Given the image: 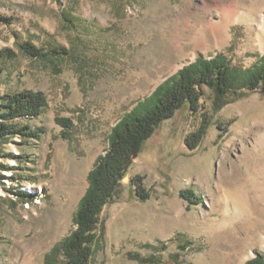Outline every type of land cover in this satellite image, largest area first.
<instances>
[{
    "label": "rangeland",
    "instance_id": "1",
    "mask_svg": "<svg viewBox=\"0 0 264 264\" xmlns=\"http://www.w3.org/2000/svg\"><path fill=\"white\" fill-rule=\"evenodd\" d=\"M64 9L75 19L68 28ZM255 13L264 15V0H0V17L9 19L0 20V49L17 54L0 60V105L3 95L23 89L48 98L40 116L18 120L44 126L40 140L0 141V264H43L73 229L88 173L113 125L165 78L200 54L223 52L244 68L258 61L264 40L248 22ZM200 31L210 40L196 43ZM26 40L65 46L69 54L33 58L20 49ZM262 87L219 111L215 93L204 87L198 112L184 107L160 124L127 171L121 194L103 209L105 234L92 264H151L128 258L129 251H160L155 264H245L264 252V205L249 192L257 171L264 180ZM57 116L73 119L70 138L61 135ZM203 120L206 133L191 148L187 137ZM136 174L152 188L146 201L129 196ZM186 189L200 202L183 198ZM225 191L240 199L246 218H230Z\"/></svg>",
    "mask_w": 264,
    "mask_h": 264
},
{
    "label": "trees",
    "instance_id": "2",
    "mask_svg": "<svg viewBox=\"0 0 264 264\" xmlns=\"http://www.w3.org/2000/svg\"><path fill=\"white\" fill-rule=\"evenodd\" d=\"M62 17L67 28L74 25V16L68 9L62 11ZM0 20L9 19L0 17ZM20 49L30 57L52 61L53 57L69 54V49L65 46L45 48L31 40L22 42ZM16 55L12 48L0 49V60L14 58ZM2 71L0 68V72ZM263 85L264 53L248 68L234 64L223 52L212 57L200 54L194 61L165 78L113 125L108 134L105 152L98 155L88 173L89 184L75 211L73 229L45 255L43 264L93 263L105 234L101 214L104 207L121 194L123 179L134 159L139 157L144 144L163 121L174 117L178 110L184 107H188L192 112L199 111L200 99L205 95L204 87L215 93L214 109L219 111L225 104L236 99L233 97L246 96ZM47 106V95L41 90L23 89L3 95L0 105V141L6 142L14 137L20 138L23 143L31 139L40 140L46 131L44 126L33 127L18 120L38 117ZM56 122L63 128L61 135L70 138L74 128L73 119L57 116ZM206 124L207 121L203 120L200 127L187 137V144L191 148H195L202 141L206 133ZM144 179L145 176L142 174H136L130 179L129 196L132 194L140 201L151 198L152 188L145 185ZM18 194L25 200L32 197L23 190ZM180 194L190 203L200 202V198L195 197L193 189L181 190ZM189 243V241L181 243L180 247L185 249ZM144 246L166 249L165 243L161 246L146 243ZM126 256L141 263L151 264L161 263L163 259L160 251L150 255L129 251ZM179 256V253H174L170 257L178 262ZM245 264H264V252H257V255L249 258Z\"/></svg>",
    "mask_w": 264,
    "mask_h": 264
},
{
    "label": "bare ground",
    "instance_id": "3",
    "mask_svg": "<svg viewBox=\"0 0 264 264\" xmlns=\"http://www.w3.org/2000/svg\"><path fill=\"white\" fill-rule=\"evenodd\" d=\"M251 9H253V8H251ZM235 12H236V10H235ZM248 22H249L250 26L254 27V29H255V33H256L255 38L258 41L263 42V40H264V15L262 14V16H258V15H256V13H255V15L251 14V15H249V21ZM212 33L214 34V37L217 40H219V38L221 36V31L217 30V31H214ZM210 36L212 39L213 38L212 35H210ZM207 37L208 36L206 35V33L201 32V38L197 37L198 40L196 41V43H205V42L209 41L210 39L208 40ZM251 104L252 105H259L256 100H253V102ZM234 172L238 173L237 170H235ZM256 174L257 175L254 176L253 179H251L252 183H250L251 188H249V192L253 193L252 194L253 199H255L257 201H261V203H263V205H264L263 194L259 193L260 191H264V180L261 179L262 176H261V173L259 171H257ZM222 203H223V206H225V208L228 210V212L230 214V218L239 220V218H241L243 215H244V218L247 217V215H246L247 212H246V210H244L243 203L240 201V199L235 194H232L231 192H226V191L222 192ZM263 242H264V234H263Z\"/></svg>",
    "mask_w": 264,
    "mask_h": 264
},
{
    "label": "water",
    "instance_id": "4",
    "mask_svg": "<svg viewBox=\"0 0 264 264\" xmlns=\"http://www.w3.org/2000/svg\"><path fill=\"white\" fill-rule=\"evenodd\" d=\"M262 90H263V92H264V86L262 87ZM257 255V254H256Z\"/></svg>",
    "mask_w": 264,
    "mask_h": 264
}]
</instances>
